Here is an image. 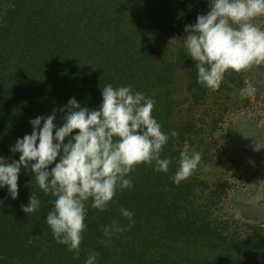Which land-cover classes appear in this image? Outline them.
Instances as JSON below:
<instances>
[{
  "label": "trees",
  "instance_id": "16d2710c",
  "mask_svg": "<svg viewBox=\"0 0 264 264\" xmlns=\"http://www.w3.org/2000/svg\"><path fill=\"white\" fill-rule=\"evenodd\" d=\"M3 3L0 157L6 162L19 160L20 153L10 149L17 139L31 134L32 119L55 110L54 123L61 127L68 101L73 97L81 107L99 110L102 89L108 84L113 88L130 87L133 93L142 92L155 99L152 115L162 132L176 131V125L167 123L175 104V63L161 53V46L168 45L173 37L182 38L181 46L173 53L186 69L192 97L204 101L207 88L197 82L195 62L188 57L183 37L187 35L185 27L195 24L198 15L210 10V0H6V6ZM168 14L174 19H168ZM254 23L264 26V17ZM93 25L102 27L103 37L89 35L101 30H89ZM254 67L240 73L229 70L218 90L240 96V90L251 85L255 101H260L264 88L259 82L264 77L256 74L257 70L252 77ZM245 98L240 96V102L247 104L251 95ZM196 127L191 121L176 131L178 137L169 136L161 153V159L171 161L167 173L154 171V162L151 166L141 164L130 173L133 187L118 189L106 211L93 209L91 200L86 202L87 227L78 256L56 242L46 223L55 197L39 189L30 167H22L16 199L6 186L0 188V264H86L93 251L98 254L95 264H114L113 257L116 264H264V237L231 235L227 219L220 221L214 213L205 214L216 197L210 184L195 173L179 185L171 179L184 151L175 145L190 140ZM75 134L74 131L72 135ZM58 162L59 157L49 170ZM205 189H209L208 193ZM32 192L39 198L40 207L26 214L21 205H28ZM121 208L133 213L130 229ZM113 222L127 232L104 237V226ZM188 233L207 237L213 251L196 262L197 255L188 257L181 248L179 254L173 253L180 242L174 240L177 244L173 245L172 241H165L167 251L162 257L145 259L144 255L152 249L150 237L161 243L163 238L173 239V234L181 239Z\"/></svg>",
  "mask_w": 264,
  "mask_h": 264
},
{
  "label": "clouds",
  "instance_id": "9594fccd",
  "mask_svg": "<svg viewBox=\"0 0 264 264\" xmlns=\"http://www.w3.org/2000/svg\"><path fill=\"white\" fill-rule=\"evenodd\" d=\"M260 17H264V0H210L207 14L198 15L195 24L185 27L184 46L195 62L199 84L216 91L229 70L240 73L264 64V26L254 23ZM253 92L247 85L240 96ZM155 104V99L142 92L108 84L102 89L99 110L81 107L73 97L61 127L54 123L55 110L32 119L31 134L17 139L10 149L20 153L19 160L9 163L0 157V188L6 186L16 199L21 168L30 167L39 189L55 197L46 217L54 239L78 256L87 227L86 202L91 200L93 209L106 211L118 189L133 187L130 173L141 164L151 166L154 162V171H169L171 161L161 159V153L169 136L178 137V133L162 132L152 115ZM74 131L77 134L72 135ZM58 157L59 162L49 170ZM201 160L200 152L189 155L182 151L173 182L179 185L187 180ZM40 203L32 192L28 205L21 209L31 214ZM121 214L129 220L130 229L133 213L121 208ZM125 230L113 222L104 226L103 235L111 238ZM97 255L90 252L86 264H95Z\"/></svg>",
  "mask_w": 264,
  "mask_h": 264
},
{
  "label": "rangeland",
  "instance_id": "374dc122",
  "mask_svg": "<svg viewBox=\"0 0 264 264\" xmlns=\"http://www.w3.org/2000/svg\"><path fill=\"white\" fill-rule=\"evenodd\" d=\"M4 1L0 3L6 6ZM167 16L168 19H174L169 14ZM109 17L112 19L113 16ZM183 27L184 23L181 22L180 28ZM90 28L99 30L102 27L93 25ZM103 34L101 29L89 35L103 37ZM173 38L168 45L161 46L162 55L174 60L176 72L172 86L174 111L167 123L176 125V131L191 121L197 126L190 140L183 143L179 141L175 146L183 148L189 155L193 152L202 153V160L194 173L216 192L211 202L212 208L205 214L214 213L220 221L227 219V229L231 235L240 233L244 237H264V102H261L264 95L260 101H255L252 93L250 101L245 104L246 101L240 102V96L235 95V92L207 88L204 101L194 100L188 88L186 69L173 53L181 46L182 38ZM263 67L264 64L255 66L251 69V76L254 77L257 70L256 74L264 77ZM259 84L263 89L264 79ZM231 104L233 106L227 107ZM205 191L208 193L209 189ZM174 235L173 239L163 238L161 243L154 242V236L150 237L148 240H152V249L144 255L145 259L162 257L167 251L165 241H172L173 245L177 244L174 240L180 242L173 253L179 254L181 248L188 257L197 255L196 262L213 251V245L207 237H195L188 233L179 239ZM116 262L113 257V263Z\"/></svg>",
  "mask_w": 264,
  "mask_h": 264
}]
</instances>
